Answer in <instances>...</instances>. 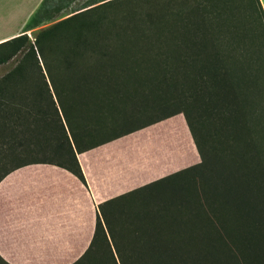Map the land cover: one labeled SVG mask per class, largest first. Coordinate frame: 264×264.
I'll return each mask as SVG.
<instances>
[{
	"label": "trees",
	"instance_id": "trees-1",
	"mask_svg": "<svg viewBox=\"0 0 264 264\" xmlns=\"http://www.w3.org/2000/svg\"><path fill=\"white\" fill-rule=\"evenodd\" d=\"M125 1L97 0L32 38L62 11L44 0L0 42V67L11 62L0 76V181L51 163L87 186L77 153L125 135L151 143L142 152L156 173L200 157L101 203L94 241L74 264H117L112 244L122 264H264V145L250 117L261 112L243 102L247 75L257 86L258 74L247 73L246 52L232 55L238 32L212 22L213 0H156L148 19L112 10ZM163 183V197L122 213L125 200Z\"/></svg>",
	"mask_w": 264,
	"mask_h": 264
},
{
	"label": "crops",
	"instance_id": "crops-1",
	"mask_svg": "<svg viewBox=\"0 0 264 264\" xmlns=\"http://www.w3.org/2000/svg\"><path fill=\"white\" fill-rule=\"evenodd\" d=\"M43 1L0 0V12L12 11L13 17L23 12L17 29L0 36V42L20 34L19 26L25 27ZM260 2L264 10V0ZM142 147L122 136L77 153L87 186L68 169L51 163H32L7 174L0 181V256L8 264H74L94 241L101 203L200 158L179 166L169 163L156 173L160 167ZM112 248L117 264H122L113 244Z\"/></svg>",
	"mask_w": 264,
	"mask_h": 264
},
{
	"label": "rangeland",
	"instance_id": "rangeland-1",
	"mask_svg": "<svg viewBox=\"0 0 264 264\" xmlns=\"http://www.w3.org/2000/svg\"><path fill=\"white\" fill-rule=\"evenodd\" d=\"M95 1L97 0H53L51 8L56 9L57 6H60L62 8V11H60L58 15L57 12H53L52 14H56V16L52 20H50L49 22H45L42 26L30 30L28 34L32 38H34V33L38 32L42 27L50 25L68 16L73 11L83 8L84 6L89 5ZM180 1L182 2V0H165L164 3L170 2L172 5L176 6V4L181 3ZM155 3L157 5L156 0H130L127 2L125 1L120 5L114 6L112 10L117 9L118 11L124 12L134 9L138 16L142 15L145 19H148L149 12L156 13L153 9H150L151 6L155 5ZM210 9L216 11V17L212 19V22H221L222 25L231 27L232 30L238 32L239 35H236L239 36L242 40V43H240L242 48L241 50V48H238L237 39L236 41L235 38L232 39L234 41V44L237 43L231 50L232 55H238V51H243V53L246 52L248 59L251 62L250 64L248 61H246L248 62L247 65L250 69L249 72L247 71V73H251V77H253V74L255 73L258 74L257 86L252 78V82L250 81V76L247 75L246 80L248 82L247 84L244 82L243 91L245 94V98H243V102L244 105H246L247 113L252 110L253 106L250 104L254 103H256V106L259 108V112H261V114L258 115L257 118H255L253 114H251L250 117L253 118L251 119L253 130L256 131L254 133V136L264 145V32L262 33L263 30L260 23L261 19L259 11L253 0H213V2L208 6V10ZM12 13V11L0 12V15H2L0 16V36L17 29L20 15L23 12H16L14 17L11 16ZM30 14H33V12L30 11ZM21 27L23 31L24 27L21 25L18 29H20ZM10 67L11 62L9 64L1 66L0 76L4 74ZM256 87H258L259 90ZM178 115L180 114H176L172 117ZM149 118L150 117L147 115L141 117L142 121L148 120ZM147 144L151 143L147 142ZM147 144L144 143L143 147ZM168 185V183H163L152 186L149 189L140 190L135 194L133 198L125 200L122 213L127 214V208L131 209V207H133L134 210H142L156 198H159L161 196L163 197V195L168 192Z\"/></svg>",
	"mask_w": 264,
	"mask_h": 264
}]
</instances>
